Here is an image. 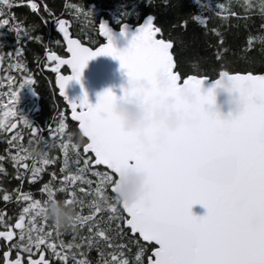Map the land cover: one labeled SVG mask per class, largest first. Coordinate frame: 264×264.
Returning <instances> with one entry per match:
<instances>
[{"label": "snow or ice", "instance_id": "snow-or-ice-1", "mask_svg": "<svg viewBox=\"0 0 264 264\" xmlns=\"http://www.w3.org/2000/svg\"><path fill=\"white\" fill-rule=\"evenodd\" d=\"M27 3L42 22L47 23L43 13L53 18L62 33L63 44L58 41L57 46L66 49L64 54L58 55L45 44L44 57L37 56L36 61L37 66L51 67L56 73L55 83L72 119L78 122V130L65 123L61 112L46 139L43 129L19 114L20 92L25 86L34 88L35 81L23 58V48L18 47L14 55L7 54L8 68L15 69L19 79L8 76L13 86L5 95L11 103L3 116L15 119L5 122L0 118V131L7 142V157L0 155V174L12 178L2 163L7 159L18 183L11 190L0 187V200L15 205L10 213L0 211V264H264V72L229 66L233 58L253 62L257 47L264 62V0H235V4L228 0L217 5L215 17L231 25L237 38L242 29H250L255 23L252 17H259V34L249 30L240 47L229 43L224 29L209 26L212 16L190 17L203 29L205 48L213 50L210 57L218 68L215 77L228 75L249 100L247 109L228 122L214 119L206 111L219 82L215 78L203 89L205 81L212 78L202 71V62L209 56L197 53V59H188L193 74L183 69L185 50L199 39L195 31L185 38L187 19L171 26L176 30L173 35L150 15L123 50L114 44L117 34L101 21L98 34L106 43L93 48L72 38L69 22L55 16L43 0V12L41 4L33 0ZM147 3L155 6V0ZM11 6L9 0H0V27H10L18 40L28 36L40 43L41 37L32 34L39 25L18 23L9 11ZM70 7L77 19L93 20L92 12L84 6ZM204 10H208L206 5ZM128 30L122 23L120 35L126 36ZM92 31H97L95 23ZM210 35L214 37L212 43L207 39ZM91 42L96 43L95 39ZM99 55L118 59L128 78L155 82L164 75L170 92L179 95L182 88L190 89L192 100L180 99L176 108L193 115L197 122L168 132L166 142L156 146L155 156H145L135 136L125 132L111 113L116 98L111 89L99 94L95 104L89 103L86 92L79 102L66 96L69 82H80L88 61ZM61 65L70 68L71 75L61 74ZM133 94L123 89L125 97ZM17 123L23 127L17 128ZM24 128L32 134L26 144L21 142ZM150 131L155 135L158 127ZM36 141L43 149L39 157L31 152ZM54 152L60 154L59 175L55 170L50 172L48 181L38 188V199L23 185L26 179L29 184L39 181L41 173L58 162ZM132 168L147 170L151 184L141 200L129 204L117 198L116 188ZM57 193H63V198ZM52 200L76 204L73 231L65 232L47 219V205ZM196 204L202 205L206 214L194 215L192 207ZM65 234L71 238L65 240ZM93 249L94 259L88 255Z\"/></svg>", "mask_w": 264, "mask_h": 264}, {"label": "trees", "instance_id": "trees-1", "mask_svg": "<svg viewBox=\"0 0 264 264\" xmlns=\"http://www.w3.org/2000/svg\"><path fill=\"white\" fill-rule=\"evenodd\" d=\"M38 4H41L40 11L43 12V3H47L54 12L55 16H58L62 19H65L69 22V30L72 35L78 38L83 44H86L90 47H97L99 43H104V40L98 34V24L102 18L109 20L110 24L118 29L122 23H130L133 27L139 25L142 20L152 15L155 17V22L158 24H163L166 28L173 32L175 35L176 30L172 29V25H178L179 21L182 19H187L188 24L185 30V38L188 39L191 37L193 31L199 37L195 46H190L184 52V63L183 69L189 74H193L188 59H197L199 55L209 56V59L205 62H202V71L204 74L212 77L210 80H215L216 72L218 68L216 67L215 61L211 59L210 53L212 49H206L204 45V36L203 29L201 26L196 24L190 17L192 15H205L212 16L213 19L209 21V26H219L225 30L226 35L228 36L229 43L234 47H240V41L246 40L247 32L250 30L253 34H259V17L254 16L252 20L255 21L251 25L250 29H242L240 37H234L232 33L235 29L229 24H222L220 17H215L214 12L217 11V5L219 3H228V0H167V3L164 0H155V6H150L147 3V0H34ZM82 5L85 9L90 10L93 14V20L89 21L86 18L81 17L77 19L72 15L73 9L71 5ZM235 4V0H233ZM206 5L208 10L202 11V6ZM238 12L241 10L236 9ZM9 11L17 17V22H23V25L28 24H38L39 27L35 31L44 32L45 35L48 31H51L54 38L57 39L56 31V22L53 18L48 17L47 13H43L47 17V23H44L40 20V17L34 12L27 3V0H23L21 5L11 6ZM233 19V18H230ZM95 23L97 31H92V24ZM8 29L11 30L10 27ZM60 36V35H59ZM92 39H95L96 43H92ZM209 43L214 42V37L211 35L207 38ZM57 53L59 55L64 54V48L57 46ZM24 56L32 63L36 61V57H43V49L37 43L30 42L25 50L23 51ZM231 68L239 71H253L255 73L264 72V62H262L259 48L257 47L254 51V60L253 62H248L243 59L233 58V62L229 65ZM29 70L33 74V79L35 81L33 87H30L37 96L38 104V114L41 124L43 126L51 125L53 128L56 126V123L59 119V114L64 113L65 123L69 125L70 128L78 130V125L72 122L69 119V110L64 99L58 96L57 89L55 88V76L56 73L46 70L41 66H37L36 63L29 64ZM62 73H68L66 68L60 70ZM7 86L6 90L9 89ZM5 102H11L10 99L3 100L0 105H3ZM54 155L58 157V162L53 164V170L59 175V156L58 152H54ZM45 179V178H44ZM11 180V179H10ZM7 181V180H6ZM47 181V180H46ZM43 183L42 180L36 185ZM18 182L12 179L10 182L6 183L7 186L14 187ZM55 183V182H54ZM4 183V187L6 185ZM26 188L31 189L32 185L25 182ZM33 185V186H34ZM63 193H57L58 198H63ZM36 198H41L38 194ZM12 210L15 208V205H8ZM11 210V211H12ZM10 211V212H11ZM70 235L65 234L64 239H70ZM90 258L96 257L95 249L91 250L88 253Z\"/></svg>", "mask_w": 264, "mask_h": 264}, {"label": "clouds", "instance_id": "clouds-1", "mask_svg": "<svg viewBox=\"0 0 264 264\" xmlns=\"http://www.w3.org/2000/svg\"><path fill=\"white\" fill-rule=\"evenodd\" d=\"M216 79L219 82L214 86L213 100L206 105V111L214 119L228 122L247 109L249 100L237 90L235 82L228 75ZM157 83L162 89L169 88V81L164 75L157 78ZM152 86V82L146 78H127L122 87L135 94L127 97L123 94L116 95L111 105V113L118 118L124 131L134 135L145 146L144 154L147 157L155 156L156 146L166 142L168 132L197 122L196 117L181 113L176 108L180 99L189 102L192 100L193 93L190 89L182 88L179 95L173 93L158 97L155 103L146 105L141 102L142 95ZM152 125L158 127V132L149 137L146 129ZM31 152L36 157L43 154L39 141L32 144ZM150 184L151 176L147 170L130 169L117 184L116 196L120 201L135 203L145 196ZM46 216L61 230L71 232L76 227L77 206L74 202L66 204L63 200H52L47 205Z\"/></svg>", "mask_w": 264, "mask_h": 264}, {"label": "water", "instance_id": "water-1", "mask_svg": "<svg viewBox=\"0 0 264 264\" xmlns=\"http://www.w3.org/2000/svg\"><path fill=\"white\" fill-rule=\"evenodd\" d=\"M147 17H145L139 25H141ZM101 21L105 22L111 28V30L115 34H117V39L114 41V44L117 48H119L121 50L128 47L129 42L132 39V36L135 34L136 29L139 26V25H137V26L133 27L130 23H126L128 25L129 30H128V33L126 36H122V35H120L121 25L118 29H115L110 24L109 20L102 18L100 20V22ZM56 31L63 40L62 33L59 31L57 26H56ZM69 32H70V30H69ZM70 35L72 36V38L78 39V38L74 37L71 32H70ZM104 43H106V40H104ZM84 45L87 47H90L86 44H84ZM63 67H65L68 70V73H62L60 71ZM59 71L61 74L71 75V69L68 68L66 65H61ZM127 78L128 77L126 74V70L121 67L120 61L118 59H115L112 56L99 55V56L88 61L87 66L83 69V73H82L80 82H77L75 80H72L69 82L68 86L65 89L66 96H67L69 101L79 102V100L84 96V94L86 92L89 103L95 104L98 101L99 94L103 93L107 89H111L114 92V94H116V95H122L123 94V87L122 86L126 83ZM55 80H56V76H55ZM150 81L152 82L153 86L144 91V93L142 95V101H141L142 103H144L146 105L152 104V103H155L157 101L158 97H164V96H167L169 94H173L172 92L169 91V88H167V89L160 88L158 86L157 80L155 82L152 80H150ZM213 81L214 80H210V79L205 81V83L203 85V89L206 90L208 87H210ZM55 88L57 89L58 96L60 98L64 99L60 95L59 90H58V86L56 85V83H55ZM220 99H223V97H220ZM64 101H65V99H64ZM65 102H67V101H65ZM68 110H69V119L78 125V122H76L72 119V113H71V110L69 107H68ZM154 126H156V125H152L148 129H146V134L149 137L153 136V134L151 133L150 130ZM138 144L140 145V147L144 151L145 146L139 142H138ZM132 169H138V168H132ZM206 211L207 210L200 204L193 205V207H192L193 214L197 215V216H202V215L206 214Z\"/></svg>", "mask_w": 264, "mask_h": 264}, {"label": "flooded vegetation", "instance_id": "flooded-vegetation-1", "mask_svg": "<svg viewBox=\"0 0 264 264\" xmlns=\"http://www.w3.org/2000/svg\"><path fill=\"white\" fill-rule=\"evenodd\" d=\"M9 2L11 3L12 6L21 5V3L18 2V0H9ZM32 34L33 35H39L41 37V42L38 43L33 39H29L28 36L21 37V39L18 40L15 32L12 29L11 30L8 29V26L0 27V57H3V59L0 60V97H3V100H5V101L10 99L9 96L5 95V93L8 91V90H6V87L11 86L8 83V76H13L16 80L19 79V73L15 69H9L8 68V64L10 61H9L7 54L13 53V55H14V52L16 51V49L18 47H21V48H23V50H25V48L27 47V45L30 42L37 43L40 46V48L43 49V55H44L43 45L46 44V45L50 46L53 50L57 51L56 50L57 42L61 41L63 44V40L59 36L58 33H57V37H58L57 39L54 38L51 31H48V33L46 35L44 32H40V31H34ZM64 51H65V48H64ZM23 58L25 60L27 67L29 66V64H32V63L35 64L36 63L35 60L32 61V63H30V61L24 56V53H23ZM49 63L51 65L52 62H49ZM63 68H65V67H63ZM46 70L51 71V67L47 68ZM37 99H38L37 94L33 90H31L29 86H25L20 92L19 101L17 104V109H18L19 114L24 116L28 121H30L33 126L43 129V135L47 139L48 138V129L52 126L51 125L43 126L41 124V122H40L41 120L39 119L40 116L38 114L39 108H38V104H37ZM9 103H11V102H9ZM7 104H8V102H5L3 105H0V118L5 119V122H7L8 119H15L14 117L5 118L3 116V111H4V108L5 109L7 108L6 107ZM21 127H23V125H21L20 123H17V128H21ZM15 131H16V129L12 130V132H15ZM4 135L5 134L2 133V131H0V155H5L7 157V153L4 152V149L7 147V142L3 138ZM6 135H11V133H8ZM30 135H32V134L27 130V128H24V132L22 134L21 142L26 144ZM2 163L4 164L8 173L11 175V177H12L11 180L14 179L16 181L15 176L12 175L15 172V169L12 167L11 162L6 159ZM52 170H53V165H50L47 167L45 172L41 173V179L40 180H42L43 183H46L48 181L49 176H50V172ZM11 180L8 178H5L2 174H0V187H4V183L6 184V183L10 182ZM25 182H27L29 184L27 179L25 180ZM38 182L39 181L31 183V185H32L31 189L26 188V185L24 183L23 189L25 191H31L35 197L38 196V194L41 196V194L38 191V188L43 183L41 182L39 185L35 186L34 184H37ZM16 185L14 187H16ZM5 187H7L9 190L14 188V187L9 186V185L7 186V184L5 185ZM11 210L12 209L8 205H5V202L0 200V211H5L6 213H10Z\"/></svg>", "mask_w": 264, "mask_h": 264}, {"label": "rangeland", "instance_id": "rangeland-1", "mask_svg": "<svg viewBox=\"0 0 264 264\" xmlns=\"http://www.w3.org/2000/svg\"><path fill=\"white\" fill-rule=\"evenodd\" d=\"M5 110H7V108H6V109L4 108V111H5ZM82 214H86V210H85V212H84V213H82Z\"/></svg>", "mask_w": 264, "mask_h": 264}]
</instances>
